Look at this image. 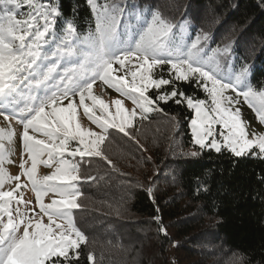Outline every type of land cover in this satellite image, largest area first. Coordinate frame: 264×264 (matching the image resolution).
<instances>
[{"label":"snow or ice","instance_id":"snow-or-ice-1","mask_svg":"<svg viewBox=\"0 0 264 264\" xmlns=\"http://www.w3.org/2000/svg\"><path fill=\"white\" fill-rule=\"evenodd\" d=\"M87 3L94 29L78 33L74 23L66 21L61 39L53 31L61 13L50 0H0V117L8 124L0 127V264L79 261L81 246L88 243L73 216L81 207L77 202L81 176L79 165L66 156L101 157L114 167L102 149L109 130L135 140L134 123L163 112L161 103H186L194 111L191 131L200 149L227 150L235 158L264 155V134L252 133L250 138L236 107L242 98L264 123V89L252 86L249 66L225 73L216 55L199 47V37L191 44L182 42L177 26L159 11L135 4L126 9L108 0ZM22 6L29 9L24 19L18 18ZM165 66L169 78L156 72ZM98 80L131 100L133 107L127 109L120 98L108 103L95 95ZM177 82L195 83L207 98L187 95ZM37 90L40 94L34 95ZM81 108L99 132L81 126ZM13 119L22 125L20 171L15 175L5 166L13 163L9 147L16 137ZM39 165L54 166V171L41 176ZM29 185L38 211L24 198L22 189ZM49 193L53 198L45 203ZM87 260L95 264V254L89 252Z\"/></svg>","mask_w":264,"mask_h":264},{"label":"trees","instance_id":"trees-1","mask_svg":"<svg viewBox=\"0 0 264 264\" xmlns=\"http://www.w3.org/2000/svg\"><path fill=\"white\" fill-rule=\"evenodd\" d=\"M50 2L61 13L53 29L61 39L66 21L78 33L94 29L87 0ZM108 2L159 11L177 26L182 42L191 44L199 37V47L216 55L225 73L247 65L252 86L264 89V0ZM27 11L22 6L18 18H27ZM48 39L51 43L52 37ZM156 72L169 78L167 66ZM176 86L187 95L207 98L195 83ZM161 107L163 112L134 123L135 140L109 130L102 149L114 167L101 157L74 159L82 195L73 216L88 243L72 264H91L89 252L95 254V264H264V155L235 158L227 150L200 149L193 143L192 109L173 101ZM161 123L170 126L158 128ZM134 160L148 171L141 180L136 166L128 167Z\"/></svg>","mask_w":264,"mask_h":264},{"label":"rangeland","instance_id":"rangeland-1","mask_svg":"<svg viewBox=\"0 0 264 264\" xmlns=\"http://www.w3.org/2000/svg\"><path fill=\"white\" fill-rule=\"evenodd\" d=\"M122 74V73H120ZM93 92L95 95L100 96L101 98H103L106 102L110 103L111 100L115 99V98H120L123 100L124 106L127 109H131L133 107L131 100H128L126 98H124L123 96H120L119 93H117L114 89L108 88L106 85H104L101 81H97L96 84L93 86ZM230 95L232 93H229ZM77 101H78V97H76ZM87 102V101H86ZM66 103V102H65ZM236 107L240 108L241 111V118L242 120L246 123L247 125V131L249 132V136L251 138L252 133H256L257 135L259 134H264V123H261L259 121V119L257 118V115L255 113V111L253 110V108H251L245 101H243V99L241 98V101L238 105H236ZM112 108L114 110V105H112ZM137 111H139V109H137ZM193 111V110H192ZM99 114V113H98ZM193 116H194V111H193ZM78 121L81 124L82 127L84 128H92L93 130L99 132L100 129L93 124L91 121H89L87 119L86 116L83 115V109H79L78 110ZM170 126V123H161L160 125H158V128H168ZM0 127L2 128H7L8 124L4 121L3 117H0ZM12 127L15 129L16 132V137L14 138V141L12 143V145H10V149H11V160L13 161V163L11 164H6L5 166L9 169L10 173L12 175L17 174L20 169H19V161H20V153L22 151V144L20 142V133L22 132V125L20 123H18V121L16 119L12 120ZM190 128H191V123H190ZM167 130V129H166ZM216 131L217 134L220 131V126L216 125ZM192 132V131H191ZM217 139H220L219 135H217ZM5 143L7 144V142L5 141ZM109 145H114V143H110ZM76 145L73 144V147H75ZM198 146V145H196ZM79 156L76 157H71V156H66L67 159H69L70 161H72L73 163H76L74 161L75 158H77ZM130 159L129 156H127L125 158V161L127 162ZM136 160L132 161V163L128 166L129 168L136 166L137 168V172L135 173V175L141 180L143 178V176H145L146 172H148L144 165H142V163L135 162ZM54 171V166L53 167H48L45 165H39L38 166V174L43 176V175H48L51 174V172ZM26 178L22 177V181H25ZM14 183L12 185H6L5 188H10L13 187ZM77 187H79V185L77 184ZM23 193H24V198L26 200H31L32 201V205H30V207L32 206H36L35 205V193H33L31 191V186L29 185L28 188L22 189ZM53 198V194L49 193L47 196L44 197V202L48 203L51 201V199ZM21 208L23 210V205H21ZM36 210L38 211V206H36ZM44 222L47 223V217L44 218ZM147 252H150L149 250ZM155 261V260H153ZM155 264V263H153ZM227 264H236L233 261H229Z\"/></svg>","mask_w":264,"mask_h":264}]
</instances>
